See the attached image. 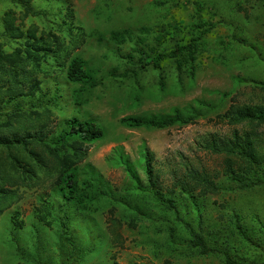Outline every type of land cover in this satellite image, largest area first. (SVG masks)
<instances>
[{
	"label": "rangeland",
	"instance_id": "374dc122",
	"mask_svg": "<svg viewBox=\"0 0 264 264\" xmlns=\"http://www.w3.org/2000/svg\"><path fill=\"white\" fill-rule=\"evenodd\" d=\"M0 51V264H264V123L232 111L264 114V0H0ZM244 139L255 157L227 151Z\"/></svg>",
	"mask_w": 264,
	"mask_h": 264
},
{
	"label": "trees",
	"instance_id": "16d2710c",
	"mask_svg": "<svg viewBox=\"0 0 264 264\" xmlns=\"http://www.w3.org/2000/svg\"><path fill=\"white\" fill-rule=\"evenodd\" d=\"M5 30L13 35L14 31L17 30L16 26H13L11 22H9L8 17H5ZM113 37L116 35V32L112 33ZM31 46L29 48H26L27 53L30 55L33 54L34 56L38 55V52L40 48L35 46L34 43L30 44ZM186 51L191 58H193L194 53V46L192 44H186L179 46L175 48L174 50H171L170 52L163 54L159 56V58L162 57H174L178 56L181 52ZM19 53V50L17 51ZM11 54H3L0 51V63L3 61L12 62L10 59ZM12 69V68H11ZM191 74H193V70L191 71ZM66 77L70 82L77 83V84H86L89 87H94L97 85V82L94 80L90 70L87 67V63L85 60H83L80 57H73L67 68H66ZM12 82H15V78L12 80ZM161 81V85H162ZM80 92V88L75 89L73 91V98L74 101L79 104L80 100L78 99V94ZM138 96H135V100H137ZM198 111V109L193 108V110H174L171 114L168 115H150V116H144V115H128L124 116L120 119V122L123 126L130 127V128H143L148 130H160L165 129L168 127H171L173 125H185V124H191L194 122L196 118V114L194 112ZM234 115H236L235 123H242V122H260L264 123V114H262V110L260 108H253V107H247V108H238L237 110L233 108ZM187 112V113H186ZM236 113V114H235ZM69 135H76L79 136L83 141H86L88 143H94L95 141L99 140L103 136V129L102 127L96 122L94 119H85L83 121H79L77 118L72 117L69 119ZM244 142V143H243ZM242 143L234 142L232 144L229 143L225 147H227V151L230 153V150H232L234 153L236 151H242V155L246 157L253 158L255 157V150L253 147H250L247 142H245V139ZM245 144V145H244ZM65 183L66 181H62ZM72 186L71 183L67 184L66 188L64 186V189L67 190L66 198L68 199L72 193ZM65 195V194H64ZM160 200H163L161 197L158 196ZM198 245H201L200 240L197 242Z\"/></svg>",
	"mask_w": 264,
	"mask_h": 264
}]
</instances>
